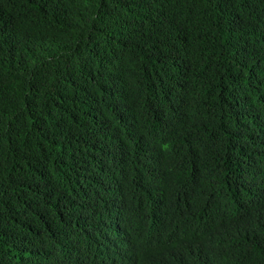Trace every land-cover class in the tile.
Masks as SVG:
<instances>
[{"label":"trees","instance_id":"1","mask_svg":"<svg viewBox=\"0 0 264 264\" xmlns=\"http://www.w3.org/2000/svg\"><path fill=\"white\" fill-rule=\"evenodd\" d=\"M0 264H264V0H0Z\"/></svg>","mask_w":264,"mask_h":264}]
</instances>
